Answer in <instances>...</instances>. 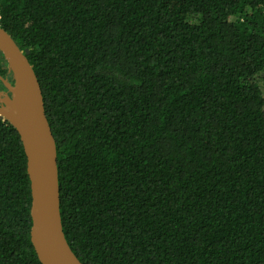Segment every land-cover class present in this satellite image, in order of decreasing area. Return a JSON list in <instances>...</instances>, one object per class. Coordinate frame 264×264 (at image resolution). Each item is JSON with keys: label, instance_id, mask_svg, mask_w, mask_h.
<instances>
[{"label": "trees", "instance_id": "16d2710c", "mask_svg": "<svg viewBox=\"0 0 264 264\" xmlns=\"http://www.w3.org/2000/svg\"><path fill=\"white\" fill-rule=\"evenodd\" d=\"M0 25L30 49L84 264H264V0H0ZM30 206L0 115V264H42Z\"/></svg>", "mask_w": 264, "mask_h": 264}, {"label": "water", "instance_id": "95a60500", "mask_svg": "<svg viewBox=\"0 0 264 264\" xmlns=\"http://www.w3.org/2000/svg\"><path fill=\"white\" fill-rule=\"evenodd\" d=\"M0 51L13 83L0 75V115L17 129L27 156L32 224L30 237L42 264H84L71 248L62 223L57 144L29 48L21 49L0 25Z\"/></svg>", "mask_w": 264, "mask_h": 264}, {"label": "rangeland", "instance_id": "374dc122", "mask_svg": "<svg viewBox=\"0 0 264 264\" xmlns=\"http://www.w3.org/2000/svg\"><path fill=\"white\" fill-rule=\"evenodd\" d=\"M8 80V79H7ZM9 81V80H8ZM10 82V81H9ZM4 83V82H3ZM5 84V83H4ZM6 86V85H5ZM0 90H3V91H7V86L5 89H0Z\"/></svg>", "mask_w": 264, "mask_h": 264}]
</instances>
